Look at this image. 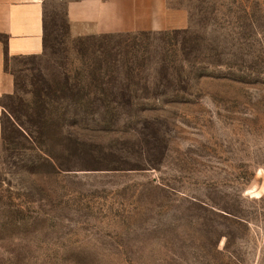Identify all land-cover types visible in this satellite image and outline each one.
I'll return each mask as SVG.
<instances>
[{
    "label": "rangeland",
    "instance_id": "1",
    "mask_svg": "<svg viewBox=\"0 0 264 264\" xmlns=\"http://www.w3.org/2000/svg\"><path fill=\"white\" fill-rule=\"evenodd\" d=\"M178 4L7 59L0 264H264V0Z\"/></svg>",
    "mask_w": 264,
    "mask_h": 264
},
{
    "label": "crops",
    "instance_id": "2",
    "mask_svg": "<svg viewBox=\"0 0 264 264\" xmlns=\"http://www.w3.org/2000/svg\"><path fill=\"white\" fill-rule=\"evenodd\" d=\"M49 0H0V98L16 91L6 62L13 56L45 51V18ZM72 36L177 29L185 26L182 0H57ZM0 104V145L1 116Z\"/></svg>",
    "mask_w": 264,
    "mask_h": 264
},
{
    "label": "trees",
    "instance_id": "3",
    "mask_svg": "<svg viewBox=\"0 0 264 264\" xmlns=\"http://www.w3.org/2000/svg\"><path fill=\"white\" fill-rule=\"evenodd\" d=\"M2 106V105H1ZM15 119V118H14ZM16 120V119H15ZM16 122V121H15ZM20 122V121H19ZM18 121H17V125L20 127L21 126V124L19 123ZM1 132H2V128H1ZM49 156L47 155V158H48ZM50 157L52 158V156L50 155Z\"/></svg>",
    "mask_w": 264,
    "mask_h": 264
}]
</instances>
